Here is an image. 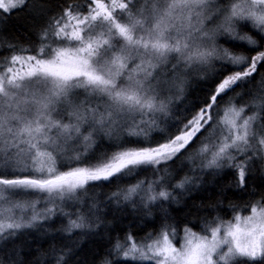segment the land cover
Here are the masks:
<instances>
[{"label":"snow or ice","instance_id":"6c2138e0","mask_svg":"<svg viewBox=\"0 0 264 264\" xmlns=\"http://www.w3.org/2000/svg\"><path fill=\"white\" fill-rule=\"evenodd\" d=\"M28 3L0 0V14ZM57 8L36 43L8 42L11 54L0 53V241L58 216L69 235L101 227L94 190L105 184L117 185L110 201L138 198L149 211L176 201L175 190L205 170H234L247 192L253 162H264V0H64ZM248 26L259 40L239 31ZM257 75L259 87L248 89ZM193 78L204 99L180 112L174 101ZM182 157L193 175L173 185L168 165ZM149 169L155 179L119 186ZM250 195L258 198L228 206L231 219L217 213L181 228L165 212L158 231L110 241L100 264H264V193ZM0 253V264H15ZM69 254L51 252L55 264Z\"/></svg>","mask_w":264,"mask_h":264},{"label":"trees","instance_id":"16d2710c","mask_svg":"<svg viewBox=\"0 0 264 264\" xmlns=\"http://www.w3.org/2000/svg\"><path fill=\"white\" fill-rule=\"evenodd\" d=\"M69 2H75V0H69ZM63 3L64 0H29L24 9L15 10L9 15L0 14V53L11 54L5 51L8 42L21 45L36 43L37 32L44 24L47 15L58 11L57 5ZM239 31L260 39V36L256 35L250 26L240 28ZM219 43L237 53L255 54V52H249L247 45L226 43L223 38L219 40ZM260 73L264 75V68L260 69ZM260 80L261 75H257L254 82L247 88H258ZM204 87L202 83L193 78L184 97L174 101L175 108L184 112L186 108L202 102L205 96V92L202 91ZM245 91V88L236 89L237 93ZM249 99L247 95L243 98L236 97V101L240 104ZM106 147V144L102 145V148ZM190 168V162L183 157L176 160L174 164L169 162L168 169L174 176L171 183L174 185L183 176L193 175ZM197 175L199 179L196 183L184 189L175 190L176 201H164L151 205L150 211L140 205L138 198H135L137 200L135 205L131 202L117 204L115 200L110 201L109 196L116 190L117 185L105 184L94 190L98 214L103 220L101 227L92 230H75L69 235L60 231L67 223V218L58 216L44 222L42 227L24 229L9 241H0V248H4L8 254L13 255L15 264H55V257L51 255L53 249L57 253L61 250L65 252L70 250V254L66 257L68 264H100L101 258L112 248L110 241L114 242L117 238L122 240L128 233L141 239L149 232L158 231L165 212L169 222L176 223L181 228L189 221L197 224L201 218L215 216L217 213L226 219H231L232 210L228 207L230 204L243 207L246 202L258 198V196L250 195L251 193H264V162L259 160L252 164L247 192H242L235 186V171L232 169L226 168L219 174L215 170H205L203 173L197 172ZM155 178L156 176L149 169L138 177L128 178L119 186L126 187L129 183H135L137 179L152 180ZM169 190H172L171 187ZM221 209L226 211H221ZM74 210L72 207L65 208V211ZM194 230L198 231L199 228H194ZM109 258L113 261L117 259L115 253Z\"/></svg>","mask_w":264,"mask_h":264},{"label":"rangeland","instance_id":"374dc122","mask_svg":"<svg viewBox=\"0 0 264 264\" xmlns=\"http://www.w3.org/2000/svg\"><path fill=\"white\" fill-rule=\"evenodd\" d=\"M220 2H221V3H225V2H226V0H220ZM243 28H244V27H243ZM243 28H242V29H243Z\"/></svg>","mask_w":264,"mask_h":264}]
</instances>
